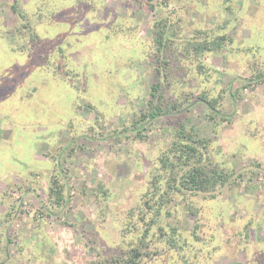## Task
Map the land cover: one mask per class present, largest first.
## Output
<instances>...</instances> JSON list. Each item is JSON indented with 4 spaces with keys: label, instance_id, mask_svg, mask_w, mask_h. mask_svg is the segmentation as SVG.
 <instances>
[{
    "label": "rangeland",
    "instance_id": "374dc122",
    "mask_svg": "<svg viewBox=\"0 0 264 264\" xmlns=\"http://www.w3.org/2000/svg\"><path fill=\"white\" fill-rule=\"evenodd\" d=\"M147 1L0 0V264H118L136 251L139 264H264V78L246 84L264 70V0ZM159 25L171 44L233 39L158 51ZM35 32L45 45L31 53ZM203 92L221 116L203 101L180 113L207 140L202 163L242 175L217 197L163 166L179 114L133 126Z\"/></svg>",
    "mask_w": 264,
    "mask_h": 264
},
{
    "label": "trees",
    "instance_id": "16d2710c",
    "mask_svg": "<svg viewBox=\"0 0 264 264\" xmlns=\"http://www.w3.org/2000/svg\"><path fill=\"white\" fill-rule=\"evenodd\" d=\"M225 1H230V0H225ZM147 2L150 3V0H148ZM5 5L10 6L13 9V11L19 16L26 17V14L22 11V9L18 6L17 3H14L12 5L10 4H5ZM196 31H197L196 34L197 38H201V36L205 33L200 29ZM154 33H155L154 42L158 51H162L163 48L170 47L172 45L171 47L174 48L182 47L186 49L187 52L191 51L192 49L193 51L196 52V54L197 53L201 54L206 51L214 52L221 50L225 44H227L228 42L231 43L233 39L231 35L226 33L218 34L217 36L211 38H208V36L205 35L202 41H195L190 39L189 43L186 42V45H184L181 42H175V43L172 42L171 44V41L169 40L167 43L166 40H164L165 34L167 32L164 29V27L160 25L155 26ZM31 41L34 44L33 45L34 47H29L26 51L36 52L39 50L40 46L43 43L45 45V42L41 39V35L36 32L33 34ZM39 56L42 58L41 66L45 68L50 67L49 64L50 61L48 57L45 56L43 58L42 57L43 54H40ZM159 66L160 65H158V67ZM65 73H67L66 70ZM262 78H264V70L259 72L255 76V78H249L246 84L250 85L252 84V82H258ZM161 87L162 86L160 83L153 84L151 91L152 96H156L158 91H160ZM244 87H246V85ZM233 95L234 93L230 94V96ZM199 101L205 102V104L209 109H211L213 114L221 116L220 114L222 113L221 110L218 108V105L221 104L222 101L219 100L218 97H209L206 92H203L199 96H196L193 93H189V95L184 97V99H182L181 102L176 101L175 103L171 104L170 107L168 106L167 109L162 108L160 105L150 108L149 113L140 116L141 118L138 119L136 122H134L133 126L136 127L135 129L144 127L148 123L151 124L153 122V119L157 118V116L161 114L165 115V114L177 113L179 114L178 116H180V113L181 114L185 113V111L188 110L187 108H189V106ZM186 120H187V116L186 117L180 116L174 121L176 124V128H175L176 138L173 141L172 147L168 150V152L174 153L173 155L175 156V160L170 163V155L167 154L169 156L163 157V161H162L163 166L166 167L169 165V167H171L173 171L177 170V168L182 169L183 172L180 175V180L175 184H180L184 189H188V190L194 189L196 191H203V192L209 191V193H212L214 197H217L215 193L217 192V189L220 186H225L226 184H235L236 182L239 181V176L242 175L241 174L239 175V173L236 175V171L227 170L216 164H213V166L210 167L202 163L203 152L201 149H206L207 151L209 150L206 144L207 140L203 138H199L198 135H196L197 133L195 127H190V128L187 127ZM138 124H140V126H138ZM49 190L51 192V196L55 197L53 201L56 204L60 205L61 202L66 199L64 182L58 180L57 177L54 178L53 185L50 186ZM140 256L141 254L139 253V251H136L135 253L130 254L126 259L120 258L116 262H118V264H139Z\"/></svg>",
    "mask_w": 264,
    "mask_h": 264
}]
</instances>
